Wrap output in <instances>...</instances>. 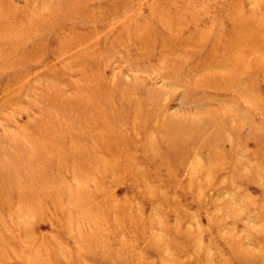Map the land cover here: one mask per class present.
Returning <instances> with one entry per match:
<instances>
[{
	"label": "rangeland",
	"instance_id": "1",
	"mask_svg": "<svg viewBox=\"0 0 264 264\" xmlns=\"http://www.w3.org/2000/svg\"><path fill=\"white\" fill-rule=\"evenodd\" d=\"M244 253L264 264V0H0V264Z\"/></svg>",
	"mask_w": 264,
	"mask_h": 264
},
{
	"label": "bare ground",
	"instance_id": "2",
	"mask_svg": "<svg viewBox=\"0 0 264 264\" xmlns=\"http://www.w3.org/2000/svg\"><path fill=\"white\" fill-rule=\"evenodd\" d=\"M163 132L165 133V134H162V137H161V141H162V144L164 145V146H170V145H172L173 144V146H175V145H178V144H183V143H186V140H184L183 142H180V143H178V144H175V143H177V142H179L182 138H183V136L185 135V131L184 130H181V132L180 131H178L177 130V128H176V126H174V125H171V126H165V127H163ZM162 132V133H163ZM172 133V134H169V135H167L168 133ZM185 132V133H184ZM184 134V135H183ZM209 137H211V135L210 134H207L206 135V138H209ZM214 139H211V140H206V139H200L199 141H197L196 143H195V145H204V144H206V143H214ZM213 145V144H212ZM215 145V144H214ZM201 149V148H200ZM200 155V154H199ZM234 166H238V165H241L240 163H234L233 164ZM212 167V166H211ZM209 169H210V167H208ZM208 168H206V169H208ZM213 168V167H212ZM235 168V167H234ZM238 168V167H237ZM240 169L241 168H239V169H236L237 170V174H239V175H241L240 173ZM205 170V169H204ZM242 170V169H241ZM210 172V171H209ZM208 172V173H209ZM231 173H235V171L233 170ZM230 173V174H231ZM227 175H229V174H227ZM248 255V253L247 254H245L244 253V257H241V258H239V260L240 261H242L243 263H245V264H247V263H250V262H253L252 260H255L257 257L256 256H247ZM237 256V255H236ZM248 258L250 259V262H249V260H248Z\"/></svg>",
	"mask_w": 264,
	"mask_h": 264
}]
</instances>
